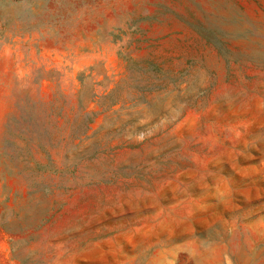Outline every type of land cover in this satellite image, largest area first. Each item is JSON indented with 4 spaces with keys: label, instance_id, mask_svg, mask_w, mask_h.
<instances>
[{
    "label": "rangeland",
    "instance_id": "1",
    "mask_svg": "<svg viewBox=\"0 0 264 264\" xmlns=\"http://www.w3.org/2000/svg\"><path fill=\"white\" fill-rule=\"evenodd\" d=\"M0 264H264V0H0Z\"/></svg>",
    "mask_w": 264,
    "mask_h": 264
}]
</instances>
